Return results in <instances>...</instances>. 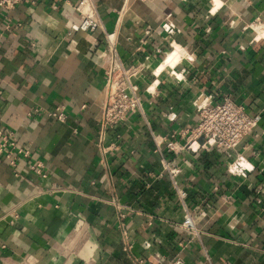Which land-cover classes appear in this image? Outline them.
Listing matches in <instances>:
<instances>
[{"label": "crops", "instance_id": "obj_1", "mask_svg": "<svg viewBox=\"0 0 264 264\" xmlns=\"http://www.w3.org/2000/svg\"><path fill=\"white\" fill-rule=\"evenodd\" d=\"M80 1L0 8V128L29 152L15 168L0 157V264H208L204 252L212 264H264V38L247 28L264 24V0H92L104 31L116 30L121 58L155 71L136 84L154 133L178 139L165 157L180 171L200 242L177 227L183 209L155 176L161 164L139 117L107 134L103 145L116 150L100 151L103 35L70 31L81 18L67 5ZM167 21L178 33L163 32ZM176 49L188 59L158 71ZM224 96L257 125L234 151L181 152L194 102ZM56 109L64 122L50 116Z\"/></svg>", "mask_w": 264, "mask_h": 264}, {"label": "built area", "instance_id": "obj_2", "mask_svg": "<svg viewBox=\"0 0 264 264\" xmlns=\"http://www.w3.org/2000/svg\"><path fill=\"white\" fill-rule=\"evenodd\" d=\"M21 1L0 0V8L3 10H11ZM126 1L128 2V0ZM67 6V11L70 9L74 10L81 18L78 23H69L71 32L94 33L99 31L103 35L104 45L101 52V62L103 66L104 87L98 136V145L102 155L104 156L109 151L116 150L114 143L108 147L103 145L107 134L126 122L128 116L133 115L139 117L146 124L148 134L154 145V153L158 155L161 164V171L155 176L166 177L168 179L171 189L183 209V220L177 224V227L189 233L191 239L200 242L202 232L194 224L192 214L189 211L187 192L180 182V171L165 157L166 154L175 153L178 139L175 135L161 136L154 133L147 122L139 87L136 84V81L143 75L145 70H149L152 75H155V71L147 67L145 68L143 63L138 61L129 63L121 58L117 49L116 30L111 33L104 31V27L98 17L92 0H81L75 7ZM252 25L264 30V24L259 19H256L248 25L247 28H251ZM161 29L168 36L178 33V29L170 21L162 24ZM137 51L143 52L141 47H138ZM179 57L181 60L188 59L186 54H181ZM148 59V55H145L144 60L147 61ZM183 73L184 70H182L181 75ZM182 79V76L180 79L177 77L179 81ZM152 86L153 83H150L144 91L153 94V91H151ZM194 107L197 112L194 125L185 131V136H179L181 140H184L183 144L180 145L181 152L188 151L192 146L198 149L214 147L224 152L234 151L242 139L259 121L258 117H250L247 115L244 108L235 103L230 97L224 96L216 103H211L210 98L206 97L200 102H194ZM36 112L34 111L33 113ZM50 116L59 122H64L65 120L61 109H56ZM0 157L8 161L15 168L16 157L28 158L29 152L17 144L12 132L4 131L0 128ZM31 169L40 178L45 177L41 163H35ZM116 209L117 229L121 236L123 250L127 252L130 250L131 245L125 229V215L121 212L120 206L116 205ZM179 245L181 246V244ZM204 258L208 264H212L206 252H204ZM140 263L139 261L138 264ZM169 264H179V261H174Z\"/></svg>", "mask_w": 264, "mask_h": 264}, {"label": "bare ground", "instance_id": "obj_3", "mask_svg": "<svg viewBox=\"0 0 264 264\" xmlns=\"http://www.w3.org/2000/svg\"><path fill=\"white\" fill-rule=\"evenodd\" d=\"M264 27V26H263ZM252 31L255 33V37L264 38V30L260 27L253 26ZM179 51L176 49L175 51L169 53L166 59L160 64L158 71L163 69L164 67H173L179 58ZM157 73V71H156ZM159 73V72H158Z\"/></svg>", "mask_w": 264, "mask_h": 264}, {"label": "rangeland", "instance_id": "obj_4", "mask_svg": "<svg viewBox=\"0 0 264 264\" xmlns=\"http://www.w3.org/2000/svg\"><path fill=\"white\" fill-rule=\"evenodd\" d=\"M252 28H253V25L251 26V28H249V30L254 34V36H256L255 33L252 31Z\"/></svg>", "mask_w": 264, "mask_h": 264}]
</instances>
